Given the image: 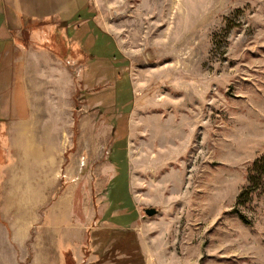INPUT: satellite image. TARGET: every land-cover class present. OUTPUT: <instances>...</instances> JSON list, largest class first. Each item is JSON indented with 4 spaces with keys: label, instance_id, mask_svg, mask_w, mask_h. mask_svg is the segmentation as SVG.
<instances>
[{
    "label": "rangeland",
    "instance_id": "374dc122",
    "mask_svg": "<svg viewBox=\"0 0 264 264\" xmlns=\"http://www.w3.org/2000/svg\"><path fill=\"white\" fill-rule=\"evenodd\" d=\"M81 9L2 32L0 264H264V0Z\"/></svg>",
    "mask_w": 264,
    "mask_h": 264
},
{
    "label": "crops",
    "instance_id": "0c3cea01",
    "mask_svg": "<svg viewBox=\"0 0 264 264\" xmlns=\"http://www.w3.org/2000/svg\"><path fill=\"white\" fill-rule=\"evenodd\" d=\"M84 1L0 0V45L11 43L9 39L2 38V32L5 29H23L30 26V23L45 22L53 17H69L76 14L79 9L82 10ZM16 61L18 62L17 59ZM25 69H29L28 66Z\"/></svg>",
    "mask_w": 264,
    "mask_h": 264
},
{
    "label": "trees",
    "instance_id": "16d2710c",
    "mask_svg": "<svg viewBox=\"0 0 264 264\" xmlns=\"http://www.w3.org/2000/svg\"><path fill=\"white\" fill-rule=\"evenodd\" d=\"M261 162H264V156L261 157V158L255 163V165L258 166V164L261 163ZM258 169H259V168H253V171H256V170H258ZM254 184H255V177L251 174V176H250V186H248L247 190H248V191L254 190V189H255V188H254V186H255ZM248 191H246V192H248Z\"/></svg>",
    "mask_w": 264,
    "mask_h": 264
},
{
    "label": "water",
    "instance_id": "95a60500",
    "mask_svg": "<svg viewBox=\"0 0 264 264\" xmlns=\"http://www.w3.org/2000/svg\"><path fill=\"white\" fill-rule=\"evenodd\" d=\"M147 213L148 214H152L153 213V210L149 209V210H147Z\"/></svg>",
    "mask_w": 264,
    "mask_h": 264
}]
</instances>
